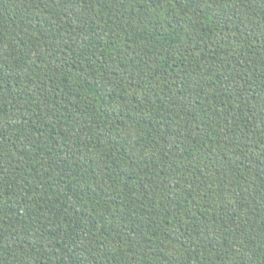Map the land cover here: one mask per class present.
Masks as SVG:
<instances>
[{
  "label": "trees",
  "instance_id": "obj_1",
  "mask_svg": "<svg viewBox=\"0 0 264 264\" xmlns=\"http://www.w3.org/2000/svg\"><path fill=\"white\" fill-rule=\"evenodd\" d=\"M0 264H264V0H0Z\"/></svg>",
  "mask_w": 264,
  "mask_h": 264
}]
</instances>
